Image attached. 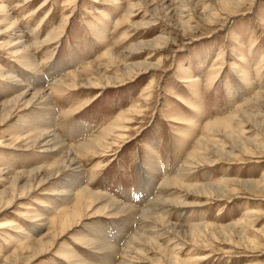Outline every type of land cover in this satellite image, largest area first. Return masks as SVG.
Returning a JSON list of instances; mask_svg holds the SVG:
<instances>
[{"label": "rangeland", "instance_id": "rangeland-1", "mask_svg": "<svg viewBox=\"0 0 264 264\" xmlns=\"http://www.w3.org/2000/svg\"><path fill=\"white\" fill-rule=\"evenodd\" d=\"M0 5V120L10 109L1 110L7 101L52 84L50 124L65 146L119 122L114 128L122 131L115 135L124 139L111 138L99 155L78 163L92 192L140 212L157 196L161 180L187 163L185 183L165 194L171 203L164 217L176 233L152 218L148 224L164 235L153 246L140 243L130 264H264V101L254 100L257 92L264 94V0H0ZM11 23L15 28L6 30ZM26 53L35 69L19 59ZM31 98L24 96L0 123V264H77L59 252L67 245L84 264H111L89 238L101 236L122 248L139 225L99 212L102 203L83 208L84 219L60 234L55 223L69 200L47 194L63 178L47 185L46 168L61 156L55 155L57 147L45 153L43 144L24 140L30 110L36 109L24 110L22 103ZM45 121L38 113L34 126L47 128ZM216 122L230 123L231 129L212 127ZM11 170L24 175L15 177ZM14 185L16 199L9 206ZM191 224L209 228L190 231ZM53 233L59 236L55 245L38 249L37 242ZM78 234L90 242H77ZM171 254L177 262H170ZM119 262L117 257L113 264Z\"/></svg>", "mask_w": 264, "mask_h": 264}, {"label": "bare ground", "instance_id": "bare-ground-1", "mask_svg": "<svg viewBox=\"0 0 264 264\" xmlns=\"http://www.w3.org/2000/svg\"><path fill=\"white\" fill-rule=\"evenodd\" d=\"M222 3L226 4H236V1L238 0H218ZM0 7H2L0 5ZM15 28V24L11 23L10 27L6 30L12 31V29ZM19 59H23L24 62L27 64V66L30 69H35L33 58L29 56L28 53L25 55H21ZM89 66V65H88ZM91 68V66H89ZM69 78H76V74L70 73L68 74ZM58 84H61V82H57ZM39 85V84H38ZM87 85L92 88H101L100 85H98L95 82L88 81ZM43 86V85H42ZM40 86V88L42 87ZM109 86V83L106 87ZM53 89L52 84H50L49 89L45 90V88H41L39 90H36L34 93H28L29 90H25L21 92V94L16 95L15 98H12L11 100L7 101V103L3 104L2 111L5 110L7 107H10V109L7 111V114H5L4 117L0 120V123L8 120L9 117L12 116L15 110L19 109L17 106L19 103L22 102L24 96L31 95L32 98L29 101L23 102L22 106L25 107L24 110L27 109H36V111L30 110L33 112L32 117L30 118V126L29 128V135H26V137H23L26 141L28 139V144H31L32 146L35 145H41L43 144L45 149V153H52L54 151V148L57 147V151L55 155H60L53 163L52 166L46 168V183L47 181H50L53 178H63V180H58V182H53V187L47 189V194L54 195L58 194L60 196H65L67 201L66 208L60 212L59 217H61L55 224L58 226L60 234L64 235L65 232L69 231V229L72 228V226L78 225L80 223V220L84 219L86 216V213L84 211H81L83 208H89V206H98L99 204L103 205L98 208L99 212L101 213H107L108 216L111 217H120L125 216L127 220H131L132 223H137L139 225V228L136 230H132L130 236L128 237V241H126L122 248H117V243H107L103 239H98L95 237L89 238L90 241L86 240L87 236H82V234H78L77 242H81L84 244V241L90 242L93 246V250L97 252H102V254L106 257H108V262L111 264L114 263L115 259L119 257L120 262L118 264H130L129 260L134 259L131 258V254L136 250V247H142L140 243L145 242L147 245L153 246L154 243L158 244V240L160 239L159 236L164 235L160 234V228L158 226H151L148 224V222L154 218L156 220V223L158 222L160 225L163 226L164 229L168 230L169 232L176 233L175 225L167 224L165 213L167 212V206L171 203L170 200L166 199L167 192L171 188V186H174L175 183L184 184V176L183 173L187 170L186 164L184 163L179 171L171 178H164L161 180V184L159 185L158 194L156 197H153L150 200V204L146 206V208L140 211H136V209L130 207V206H121L120 204L116 203L115 200H110L106 195L100 194V193H94L92 190H90V187H88L87 184L84 183V170L83 168H80L78 161L82 160L83 157L86 155H90L92 158H95L97 155H99V151L103 150V145L108 141L111 140V138H115L116 140H123L124 138L122 136H116L115 133L121 132V127L114 128L117 123L114 121L112 126H109V128L102 129L96 134L93 135V137H87L84 140H82L80 143H76L73 146H65L61 143L59 138L56 136V131L50 124L51 116L54 115V110L51 107V95L50 91ZM41 90V91H40ZM254 100L256 101H264V94L263 92H257V95L255 96ZM21 106V107H22ZM240 112L245 111L239 110ZM46 112V113H45ZM38 113H42L45 116V124L47 125V128H43V126L39 128H36L34 126V122L36 121ZM45 113V114H44ZM57 113V111H56ZM50 115V116H49ZM61 116V115H60ZM67 116V115H66ZM57 117V116H55ZM61 118V117H60ZM58 120V119H57ZM52 123V122H51ZM212 127H218L219 129H223L224 131H228L231 129L230 123L225 122H216L213 123ZM70 133V132H69ZM22 138V139H23ZM70 139V138H69ZM79 142V141H78ZM204 141L202 142V144ZM105 149V148H104ZM202 159V158H201ZM148 163V162H147ZM13 176L18 177L24 175L23 172L16 173L15 171ZM69 172L68 176H65L66 173ZM71 173V174H70ZM28 176H31L33 172L26 173ZM64 174V175H62ZM42 173L41 170L37 171V180H39L38 184H41L44 182V178L41 177ZM65 176V177H61ZM86 179V178H85ZM28 183H31L28 181ZM246 184L253 185L252 183L246 181L244 182ZM49 185V183H47ZM188 185V184H185ZM29 187L31 188L32 185L29 184ZM189 188L190 186H186ZM212 187H209L208 191L211 190ZM15 185L12 189V194L10 195V198L7 199V205L10 206V204L13 203L14 199H16V195L14 193ZM201 193H203L205 190L201 188ZM147 192V191H146ZM27 194V193H26ZM206 194V193H203ZM2 193L0 194V201L2 198ZM25 193H21L19 196H24ZM208 195V194H207ZM70 198L73 199V202L70 204ZM19 199V198H18ZM42 215H37L34 218H40ZM130 226V225H129ZM191 228H189L190 231H200L205 230L209 228L208 225L204 224H191ZM233 225L230 226H224V227H210L214 231L219 228L221 230L229 229ZM127 227V226H126ZM125 227V228H126ZM94 229V228H93ZM116 229V228H115ZM123 229V228H122ZM127 229V228H126ZM162 230V229H161ZM19 231V230H17ZM122 231V230H121ZM126 231V230H125ZM124 231V232H125ZM128 231V230H127ZM91 232V231H90ZM94 232V231H92ZM91 232V233H92ZM17 233H23V232H17ZM89 233V230H88ZM107 233V232H106ZM123 234V232H121ZM96 235V234H95ZM105 236V235H103ZM124 236V235H123ZM59 236L55 233H53L50 240L47 238L41 239L37 242L38 249L44 245H48L44 250H47V248L51 249L55 245V241ZM82 237V238H79ZM28 239L25 237L24 239V245L28 246L30 243H27ZM140 245H139V244ZM170 246V244H169ZM25 248V247H24ZM161 249V248H160ZM42 250V252L44 251ZM118 251V252H117ZM164 251V250H163ZM64 255V257L67 259V261H73L77 264H84L81 260H79L72 252L69 245L65 247L64 250L59 251ZM117 252V253H116ZM170 262L175 263L177 262V258L175 254H171ZM87 262H85L86 264Z\"/></svg>", "mask_w": 264, "mask_h": 264}]
</instances>
